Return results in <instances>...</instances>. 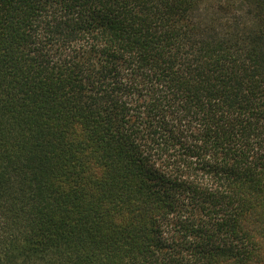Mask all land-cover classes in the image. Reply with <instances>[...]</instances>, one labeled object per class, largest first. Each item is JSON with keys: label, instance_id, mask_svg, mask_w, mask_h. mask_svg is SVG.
Masks as SVG:
<instances>
[{"label": "trees", "instance_id": "trees-1", "mask_svg": "<svg viewBox=\"0 0 264 264\" xmlns=\"http://www.w3.org/2000/svg\"><path fill=\"white\" fill-rule=\"evenodd\" d=\"M0 264H264V0H0Z\"/></svg>", "mask_w": 264, "mask_h": 264}]
</instances>
